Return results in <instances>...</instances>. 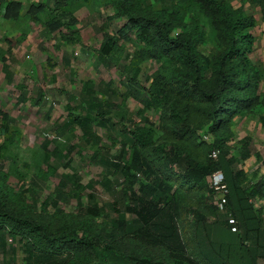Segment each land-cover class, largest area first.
Returning a JSON list of instances; mask_svg holds the SVG:
<instances>
[{
    "label": "trees",
    "instance_id": "trees-1",
    "mask_svg": "<svg viewBox=\"0 0 264 264\" xmlns=\"http://www.w3.org/2000/svg\"><path fill=\"white\" fill-rule=\"evenodd\" d=\"M162 1L165 6L154 8L149 0H35L22 13L21 0H0V20L16 26L39 27L44 35L57 32L60 41L82 47L79 31L75 29V11L92 6L94 2L103 9H110L111 15L101 19L102 25L96 29L101 33V41L95 50L93 65L116 70L125 81L126 96L141 104L142 110L160 103L170 104V130L180 138L183 135L181 128H187V113L195 109L202 114L211 138L209 152L216 150V155L211 157V152L203 161L197 162L179 149H171L172 155L164 156L162 162L165 166L173 163L174 158L183 161L182 180L188 189L201 188L207 176L219 171L221 184L213 188L210 195L219 191L218 206L230 216L229 219L206 224V210L215 207L197 203L190 231L179 233L176 218L180 211V193L172 189L169 178H161L148 167L141 152L151 140V132L144 127H135L120 131L124 138L120 149L127 160L122 164L112 163V167L123 176V189L116 193L121 209L116 211L110 204L117 219L112 220L109 227L101 228L100 233H92L84 224L77 228L69 224L50 228L47 223L19 215L17 197L6 186L0 185V245L4 247V234L11 241L16 238L25 253L23 264H169L170 258H177L179 264H264V223L260 212L247 203L248 199L264 197V177L243 189L244 174L237 168L236 160L227 157L226 146L231 136L232 119L243 118L258 107L264 109V91L259 92L264 70H257L249 59L253 51L249 30L254 27V19L245 15L240 6L233 8L226 0ZM245 1L240 2L244 4ZM247 1L258 8L264 41V0ZM115 21L120 22L117 29L105 32V28ZM208 39L217 47L211 57L199 51V46ZM121 43H128L133 51H126ZM11 55V48L6 51L0 48V69L7 82H11L12 74L6 58ZM148 60L160 62L162 68L155 72L150 85L144 89L137 76L140 64ZM84 86L83 101L88 111L69 117L67 125H75L84 143L93 148L90 164L98 169L95 176L102 179L100 183L112 195L115 192L107 180L111 160L97 146L99 138L92 130V122L97 120L91 116L98 117L99 124L108 122L104 119L105 112L112 107L116 97L110 92L103 101H97L92 86L89 83ZM20 97L24 99V92ZM40 100L39 94L35 104ZM179 102L185 104L184 112L176 110ZM139 115L146 123L141 110ZM258 122L264 127V116L259 117ZM10 123L11 119L0 110V160L7 158L10 173L21 180L23 174L16 168L14 154L6 155L7 147L12 146L17 137L15 131L7 130ZM127 145L128 153L124 149ZM242 147L239 156L245 159L248 156L246 143ZM72 148L67 147L64 153L56 147L48 151L45 142L40 161L46 162L50 156H55L63 162ZM129 170L145 171L149 180L138 184L135 191ZM47 171L51 173L52 169L47 167ZM45 174L40 172L33 179L37 181ZM0 182L3 184L4 174L0 175ZM74 184L78 188L76 180ZM63 188L64 183L60 180L53 190V207L66 199L69 191L64 192ZM93 201V196L88 194L84 214L89 219L101 217L104 212ZM125 215L131 218L129 224L124 220ZM231 227L235 228L234 232L230 231ZM127 234H131L136 242L123 243L121 240ZM133 245L140 250L156 247L157 254L136 253Z\"/></svg>",
    "mask_w": 264,
    "mask_h": 264
},
{
    "label": "rangeland",
    "instance_id": "rangeland-1",
    "mask_svg": "<svg viewBox=\"0 0 264 264\" xmlns=\"http://www.w3.org/2000/svg\"><path fill=\"white\" fill-rule=\"evenodd\" d=\"M226 1L233 8L238 7L236 6L238 4L245 15L254 19V27L249 30L253 37V51L249 59L257 70L263 71V25L258 8L247 0L244 4L236 0ZM30 2L32 0H21L22 13ZM149 3L154 8L165 6L162 0H149ZM74 15L77 21L75 29L79 31L82 47L60 41L57 32L44 35L39 27L26 24L16 26L10 21L0 20V39L2 40L0 48L3 51L11 48L12 53L11 57L6 56V64L12 74L11 82L4 80L0 69V110L11 119L7 130L17 133L14 144L7 147L6 155L14 154L16 168L23 174L19 180V177L10 173L8 159L0 160V175L4 174V182L3 184L0 182V185L6 186L17 197L16 210L19 215L31 218L35 222L47 223L50 228H60L68 224L77 228L78 225L84 224L89 231L95 233L105 226L109 227V223L117 219V213L113 211L110 204L114 206V210L120 211L121 207L116 193L123 189V176L112 167V163L122 164L127 160L126 154L123 155L120 149V144L124 139L120 131L144 127L151 132V140L142 150L141 156L156 175L165 179L169 178L172 189L180 193V211L176 218L179 233L182 234L183 230L190 231L197 203L204 204L206 207H215L213 210H206V224L229 219L230 216L218 206L219 191L213 196L210 195V191L214 188L211 175L204 179V186L202 185L201 188L193 186L188 189L182 180L183 161L174 158L173 163L165 166L162 162V158L168 155L171 149H179L181 153L197 162L203 161L211 155V152H213L211 157L216 155V150L209 152L211 138L206 132L207 123L202 114L196 112L195 109L187 113V128H181L183 135L180 138L170 130L168 120L171 113L170 104L160 103L142 110L141 104L126 96L125 81L116 70L93 65L95 50L101 41V33L96 29L102 25L101 19L111 15V10L103 9L98 6L97 2H94L92 6H83L76 10ZM119 23L115 21L105 28V32L111 33L116 30ZM121 44L126 51H133L128 43ZM199 51L204 56L211 57L217 51V47L212 40L208 39L199 46ZM161 68V63L154 60L141 63L137 76L140 86L146 89L155 72ZM161 75L163 76V73ZM86 83L92 86L97 101H103L110 92H113L116 97V100L112 102V107L105 112L104 119L108 122L105 121L104 125L99 124L97 122L99 118L91 116L97 120L92 122L93 133L99 138L97 146L111 160L110 167L112 168L109 169L107 180L109 187L115 192L112 195L100 183L102 179L95 176L98 169L90 164L93 148L84 143L75 125H67L69 117L77 114L83 115L88 111L86 102L83 101ZM263 91L264 80H261L259 92ZM23 92L24 99L21 100L20 93ZM39 94L41 100L36 105L35 100ZM184 106V103L179 102L176 110L184 112ZM140 110L147 120L146 123L141 120ZM184 115L186 116V113ZM184 115L181 117H185ZM262 116H264V109L258 107L244 116L247 120L244 127L238 124L241 118H234L229 128L231 136L226 142L229 153L227 157L230 156L236 160L237 168L243 172L244 179L241 185L245 190L264 173V127L258 122L259 117ZM45 142L48 151L56 147L64 153L67 147L73 146V148L63 162L55 156H50L46 162H43L40 161V157L44 155L43 144ZM1 143L2 136L0 135ZM243 143H246L245 149L249 152L250 159H241L239 156ZM124 149L128 153V145ZM252 157H255L254 162ZM47 167L52 169L51 173H48ZM40 172L46 173L45 177H38L40 181H35L33 176H39ZM214 173L221 174L219 171ZM128 175L132 177L135 191L138 184L149 180V175L145 171L129 170ZM60 180L64 183L63 191H69V193L66 199L63 198L64 200H60L53 207L51 201L53 190ZM74 180L78 188L74 187ZM35 183L36 187L33 186ZM88 194L93 196V202L98 207L104 209L101 217L89 219L84 214ZM249 205L253 206V203ZM257 206L264 223V205L261 203L254 205L255 208ZM130 219L128 215L124 216L127 224L130 223ZM16 240L15 238L11 241L4 234V247L1 248L0 245V264L24 263L23 247ZM121 241L126 244V241L136 242L134 238H131V234L124 236ZM128 243L132 245V242ZM133 246L136 247L134 249L136 253L145 255L146 253L142 252L145 251L149 255L157 254L156 247L140 250L138 246ZM177 260V258H170L169 264H179Z\"/></svg>",
    "mask_w": 264,
    "mask_h": 264
},
{
    "label": "crops",
    "instance_id": "crops-1",
    "mask_svg": "<svg viewBox=\"0 0 264 264\" xmlns=\"http://www.w3.org/2000/svg\"><path fill=\"white\" fill-rule=\"evenodd\" d=\"M32 1H35V0H32ZM236 1L238 2V1H241V0H236ZM244 3H245V2H244ZM236 6H239V5L237 4ZM246 121H247V120H246L245 117L241 118V121H239V123H238L239 126L242 125L241 127H244V124H245ZM247 138H249V137H247ZM248 156H249V152H248ZM248 156H247L245 159H250V158H251V157H248ZM252 158H253V162H254V161H255V157H252ZM261 177H264V173H262V175L260 176V178H261ZM247 202H248L249 204L253 203V206L251 205V208H252V209L254 208L253 210H256V209H257L256 211H258V210H259V209H258L259 207L257 206V208H255L254 205L257 204V203H258V204L261 203L262 205H264V197H259V198H258V197H255V198H251V199H248Z\"/></svg>",
    "mask_w": 264,
    "mask_h": 264
},
{
    "label": "built area",
    "instance_id": "built-area-1",
    "mask_svg": "<svg viewBox=\"0 0 264 264\" xmlns=\"http://www.w3.org/2000/svg\"><path fill=\"white\" fill-rule=\"evenodd\" d=\"M210 178H211L212 185H213L214 188H215L216 186H218V185L221 184V181H222V176H221V174H219V173H213V174H211V177H210ZM230 230H231L232 232H234V231H235V228H234V227H231Z\"/></svg>",
    "mask_w": 264,
    "mask_h": 264
}]
</instances>
